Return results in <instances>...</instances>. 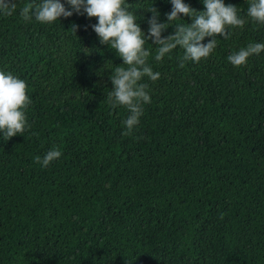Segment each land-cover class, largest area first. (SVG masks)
Listing matches in <instances>:
<instances>
[{
    "label": "trees",
    "instance_id": "trees-1",
    "mask_svg": "<svg viewBox=\"0 0 264 264\" xmlns=\"http://www.w3.org/2000/svg\"><path fill=\"white\" fill-rule=\"evenodd\" d=\"M224 2L247 19V0ZM15 3L0 14V70L26 81L31 128L0 133V264H264V52L242 67L227 60L264 43V25L249 20L183 68L182 48L157 62L149 40L160 77H144L151 103L124 136L129 113L106 96L123 60L100 43L97 18L24 22L19 10L41 0ZM128 3L146 34V9L159 22L172 10L171 0ZM53 147L58 160L34 161Z\"/></svg>",
    "mask_w": 264,
    "mask_h": 264
},
{
    "label": "clouds",
    "instance_id": "clouds-1",
    "mask_svg": "<svg viewBox=\"0 0 264 264\" xmlns=\"http://www.w3.org/2000/svg\"><path fill=\"white\" fill-rule=\"evenodd\" d=\"M204 10H197L184 0H171L172 10L165 13L167 19L159 22V10L153 6L146 9L152 13L148 19L147 34L137 23L136 14L130 10L128 0H41V3H27L19 10L24 22L33 17L41 24H52L61 17L68 18L74 13L88 18H97L91 28L99 37L101 44L114 50L123 62L112 69L110 80L112 90L106 94L109 104L116 108L122 106L128 111L123 120L122 135H132L143 115L144 105L151 103L148 83L142 82L144 77L155 82L160 73L154 72L148 63L152 49L147 47L148 41L155 48L154 59L160 62L171 54L178 46L184 50L178 57L179 67L185 62L199 63L208 59L217 47V37L230 38L233 29H243L249 20L255 25H264V0H247V19L238 14L236 5L226 4L224 0H202ZM66 4L68 7H66ZM17 11L15 0H0V14L12 16ZM191 17V23H182V17ZM175 24L174 34L162 36V33ZM80 26L72 24L75 31ZM87 25L85 30H87ZM208 37L207 43H204ZM264 52V43H249L246 47L232 52L227 60L235 67L246 66L249 58ZM32 103L28 95L25 80L11 72L0 70V133L5 141L24 135L31 128L25 110ZM38 135V134H37ZM62 155L59 148L53 147L44 156H35L34 161L41 167L49 166ZM224 214H220V219Z\"/></svg>",
    "mask_w": 264,
    "mask_h": 264
}]
</instances>
